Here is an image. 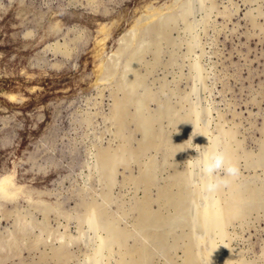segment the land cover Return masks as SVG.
Here are the masks:
<instances>
[{
	"label": "rangeland",
	"instance_id": "374dc122",
	"mask_svg": "<svg viewBox=\"0 0 264 264\" xmlns=\"http://www.w3.org/2000/svg\"><path fill=\"white\" fill-rule=\"evenodd\" d=\"M193 145L239 166L222 198L187 165ZM124 150L108 175L103 154ZM5 176L20 193L0 197V264H129L138 248L147 264H264V0H0ZM231 187L238 217L206 230L199 212ZM144 201L161 226H141ZM108 221L126 247L103 246Z\"/></svg>",
	"mask_w": 264,
	"mask_h": 264
},
{
	"label": "bare ground",
	"instance_id": "6f19581e",
	"mask_svg": "<svg viewBox=\"0 0 264 264\" xmlns=\"http://www.w3.org/2000/svg\"><path fill=\"white\" fill-rule=\"evenodd\" d=\"M91 1V0H90ZM196 1V0H195ZM204 1V0H203ZM94 4V3H93ZM183 4V3H182ZM95 8H97V7H95ZM97 10V9H96ZM100 12V11H99ZM157 15V14H156ZM150 16V15H149ZM154 16V15H153ZM155 18H156V16H154ZM152 19V18H151ZM149 20V19H148ZM151 21V20H150ZM145 24H146V22H145ZM149 25V24H148ZM135 28V27H134ZM133 28V29H134ZM74 29V28H73ZM154 29V28H153ZM137 32V31H136ZM135 32V33H136ZM139 34V33H138ZM136 35V34H135ZM81 36V35H80ZM101 41V40H100ZM60 42V41H59ZM104 42V41H103ZM54 43V42H53ZM52 43V44H53ZM58 44V43H57ZM49 45V44H48ZM61 45V44H60ZM64 45H65V43H64ZM63 46V45H62ZM48 47V46H47ZM50 47V46H49ZM59 48H60V46H59ZM58 50V49H57ZM69 50V49H68ZM67 50V51H68ZM63 50L61 49V51L60 52H62ZM69 52V51H68ZM70 53V52H69ZM72 53V52H71ZM66 54H68V53H66ZM63 55H64V53H63ZM112 55V54H111ZM117 55V54H116ZM115 55V56H116ZM67 57V56H66ZM110 57V56H109ZM107 60V59H106ZM102 62V61H101ZM61 64V63H60ZM104 65V64H103ZM102 65V66H103ZM107 65H108V67L107 68H105L106 69V73H108L110 70L109 69H111V68H109V64L107 63ZM105 66V65H104ZM115 66V65H114ZM106 67V66H105ZM117 68H118V66H116ZM118 70V69H117ZM127 70V69H126ZM102 72H103V70H102ZM102 74V73H101ZM116 74V73H115ZM106 75V74H105ZM104 75V76H105ZM117 75V74H116ZM109 80V79H108ZM99 82V81H98ZM12 99H16L17 98V96L16 95H11L10 96ZM143 97V96H142ZM130 102V100H128V99H126L124 102L121 100L119 103H117V101L115 102V103H117V105H116V114H117V117L118 118H115L116 120H117V122H118V119L120 118L119 116L120 115H123L122 113L123 112H125L124 111V109L126 108V105L128 106V103L127 102ZM140 101V100H139ZM139 101H138V105H139ZM141 103H140V107H142V105H143V102H142V99H141V101H140ZM125 110H127V108L125 109ZM129 110V109H128ZM142 110V109H141ZM127 113V112H126ZM125 113V114H126ZM140 113V112H139ZM138 113V114H139ZM116 114H115V116H116ZM127 115H128V113H127ZM137 115V114H136ZM140 115H142V114H140ZM127 117V116H126ZM125 117V118H126ZM136 117V116H135ZM122 118V117H121ZM120 118V119H121ZM137 118V117H136ZM122 120V119H121ZM120 120V121H121ZM140 122H141V124H142V127L143 128H145V131H146V134L147 135H149V137H151V133L152 132H150L151 131V128H150V123H149V121H147L146 119H144V118H141L140 117ZM121 123V122H120ZM112 128V127H111ZM153 135V134H152ZM145 136V135H144ZM117 138V137H116ZM123 138H125V137H123ZM120 141V140H119ZM145 141V140H144ZM124 149V148H123ZM125 149H127V148H125ZM121 150V149H120ZM112 151H110L109 153L107 152H105L104 154H103V159H104V163H105V165H109L108 167H109V171H108V168L107 169H104V167H103V169L105 170V172L107 171V174L109 175L110 173H111V170L113 169L112 168V166H115L114 164L117 162L118 163V161L120 162L123 158H124V153H125V150H124V152H122L121 154H123V155H121V154H112L111 153ZM229 152V151H228ZM99 153V152H98ZM231 153V152H230ZM226 154H227V156H228V158H230V155H229V153H227L226 152ZM102 155V154H101ZM100 155V156H101ZM127 155V154H126ZM130 155L132 156V154L130 153ZM98 156V155H97ZM102 157H101V159H102ZM127 157H129V156H127ZM232 157V156H231ZM100 159V158H99ZM102 159V160H103ZM125 159H126V157H125ZM125 159H123V161L125 160ZM128 159V158H127ZM101 160V161H102ZM133 160V159H132ZM97 162V161H96ZM103 162V161H102ZM122 162V161H121ZM125 162V161H124ZM119 164V163H118ZM117 164V165H118ZM106 167V166H105ZM114 171L116 170V169H113ZM150 170V169H149ZM124 171V170H123ZM146 172V171H145ZM148 172L149 171H147V174H148ZM153 172V171H152ZM151 173V172H150ZM106 174V173H105ZM114 173L112 172V175H113ZM146 174V173H145ZM146 174V175H147ZM106 176V175H105ZM124 176V175H123ZM112 176H110L109 178H111ZM147 177V176H146ZM148 177H150V176H148ZM108 178V177H107ZM114 178V177H113ZM131 178V177H130ZM144 178V177H143ZM145 179H147V178H145ZM149 179V178H148ZM115 180V179H114ZM150 180V179H149ZM111 181V180H110ZM135 181V180H134ZM125 182H127V181H125ZM234 186V185H233ZM23 189V188H22ZM144 189V188H143ZM223 189V188H222ZM19 190V189H18ZM17 190V188H16V186H15V184H14V182H13V179H12V177H10V176H8V177H1L0 178V197L1 198H3V199H7V200H9V199H15L17 196H18V194L20 193L19 191ZM231 190H232V192H231V195L229 196V199L228 200H226V202H225V204H222V205H220V207L219 206H217V205H219L220 203H221V200H220V203L218 204V202H216V201H213V199H212V202H210V203H212L206 210H204L203 212H199L200 213V217H201V219L205 222V227H207V229L206 230H208L209 228L208 227H214V228H219V229H221L223 226L225 227L226 225H227V223L229 222V221H231V219L232 218H234V217H238V214L240 213V205H242L241 204V202L244 200V199H242L241 197H239L238 195H236L235 194V191H236V187H231ZM22 191V190H21ZM222 190L220 189L219 191H217L216 192V194L217 193H219V192H221ZM249 191V190H248ZM223 193V192H222ZM232 193H234V194H232ZM215 195V194H214ZM217 195H219L220 197H221V195L220 194H217ZM227 197V196H226ZM187 198H188V195H187ZM222 198V197H221ZM184 199L186 200V196L184 195L183 196V194H180V195H177V197H176V200H178V201H184ZM215 200V199H214ZM10 201V200H9ZM147 201V200H146ZM146 201H144V202H141V204H140V206H139V210H141L140 211V214H141V216L139 217L140 218V224H141V226L143 227V228H155V227H158L159 225L161 226V223H162V218L159 216V215H157V214H155V213H152L151 212V210L149 209V207H148V203L146 202ZM222 202H223V200H222ZM97 206V205H96ZM95 206V207H96ZM241 208H242V206H241ZM90 209V208H89ZM242 210V209H241ZM89 211H91V213H90V220L93 222V223H95V222H98L99 220H102V219H99L98 220V215H97V210L96 209H92V210H89ZM99 211V210H98ZM201 211V210H200ZM154 212V211H153ZM87 215H89V213L87 214ZM198 215V214H197ZM119 216V215H118ZM240 216V215H239ZM138 218V219H139ZM194 219L196 218V217H193ZM198 221V220H197ZM204 222H203V224H204ZM120 223V222H119ZM135 223V222H134ZM139 223V222H138ZM155 223H157L158 224V226H156L155 225ZM101 224V223H100ZM105 224V226H104V228H106L107 230H108V234H109V239L108 238H106L105 240H104V243H103V246H110L111 244H119V247H120V245H122V244H124V242H126V239H128V233H126V232H124V230L122 231V230H120L119 228H118V226H117V224H116V222L114 223V222H110V221H108V222H105L104 223ZM226 224V225H225ZM103 226V225H102ZM202 226H204V225H202ZM140 227V226H139ZM92 228V227H91ZM160 228V227H159ZM214 228H212V229H214ZM215 229V230H216ZM223 229V228H222ZM221 229V230H222ZM214 230V231H215ZM224 230V229H223ZM222 230V231H223ZM209 231H210V229H209ZM209 231H208V233H209ZM212 231V230H211ZM210 231V232H211ZM206 232V231H205ZM218 233V232H217ZM217 233L215 232V234L217 235ZM227 233V232H226ZM206 234H207V232H206ZM212 234V233H211ZM218 234H220V232L218 233ZM225 234V231L223 232V235ZM210 235V234H209ZM214 235V234H213ZM222 236V235H221ZM147 242V241H146ZM207 244V243H206ZM122 246H125V245H122ZM201 246V245H200ZM214 246H216V247H218L217 245H214ZM221 246V245H220ZM223 246V245H222ZM126 247V246H125ZM130 247V246H129ZM202 247H203V245H202ZM204 248H205V246H204ZM100 249H102V248H100ZM125 249V248H124ZM139 249V248H138ZM138 249H135L134 250V252H133V254H132V256H130L131 257V259L132 260H127V262H131V263H129V264H147L148 262V256H149V254H148V251L146 250V248L145 249H139L140 250V252H141V254H142V258L140 259L139 257V254L137 253L138 252ZM206 249V248H205ZM126 250V249H125ZM201 250H203L202 248H201ZM207 250V249H206ZM212 250V249H211ZM119 251H120V249H119ZM205 251V250H204ZM208 251V250H207ZM214 252H215V250H213ZM212 251V252H213ZM109 252V251H108ZM123 252V251H122ZM127 252V251H126ZM202 252V251H201ZM100 253V252H99ZM203 253V252H202ZM231 253V252H230ZM203 254H205V253H203ZM218 254H219V252H218ZM123 255V254H122ZM209 255H211V254H209ZM220 255V254H219ZM222 255V254H221ZM232 255V254H231ZM97 256V255H96ZM204 257H205V255H203ZM203 256H202V258H203ZM226 256H229L228 254L226 255ZM210 257H212V256H210ZM233 257V256H232ZM208 258V257H207ZM206 258V259H207ZM214 258V257H213ZM217 258V260L219 259V257H216ZM228 258V257H227ZM95 259V258H94ZM205 259V258H204ZM203 259V260H204ZM209 259V258H208ZM207 259V260H208ZM211 260H212V258H210ZM233 259V258H232ZM220 260V259H219ZM219 260H218V262H219ZM224 260V259H223ZM189 261H190V263L189 264H191V262H192V259L190 258L189 259ZM209 261V260H208ZM207 262V261H206ZM209 262H211V261H209ZM217 262V263H218ZM205 263V262H204ZM208 263V262H207ZM215 263V262H214ZM116 264H125V261H118V263H116Z\"/></svg>",
	"mask_w": 264,
	"mask_h": 264
},
{
	"label": "clouds",
	"instance_id": "9594fccd",
	"mask_svg": "<svg viewBox=\"0 0 264 264\" xmlns=\"http://www.w3.org/2000/svg\"><path fill=\"white\" fill-rule=\"evenodd\" d=\"M191 141L190 139L188 142ZM190 148H195L199 156L198 158H189L187 165H191L193 161L196 162L198 173L202 181L201 190L203 192L213 194L221 188L227 187L230 183V179L239 176V166L230 162L224 151L216 149L201 153L199 150L201 147L199 146L193 145Z\"/></svg>",
	"mask_w": 264,
	"mask_h": 264
},
{
	"label": "water",
	"instance_id": "95a60500",
	"mask_svg": "<svg viewBox=\"0 0 264 264\" xmlns=\"http://www.w3.org/2000/svg\"><path fill=\"white\" fill-rule=\"evenodd\" d=\"M12 177L14 178V180H15V175H12Z\"/></svg>",
	"mask_w": 264,
	"mask_h": 264
}]
</instances>
